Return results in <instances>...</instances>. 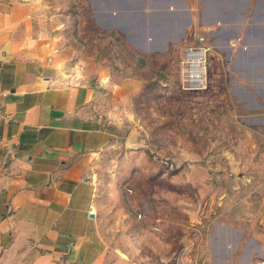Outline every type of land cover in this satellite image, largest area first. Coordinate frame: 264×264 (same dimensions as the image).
I'll return each mask as SVG.
<instances>
[{
	"label": "crops",
	"instance_id": "crops-1",
	"mask_svg": "<svg viewBox=\"0 0 264 264\" xmlns=\"http://www.w3.org/2000/svg\"><path fill=\"white\" fill-rule=\"evenodd\" d=\"M83 1L91 23L112 25L141 55L203 33L234 103L264 119V0ZM36 7L0 0V264L166 263L172 252L97 178L114 124L103 83L58 77L35 50ZM208 247L212 264L264 260V213L214 222Z\"/></svg>",
	"mask_w": 264,
	"mask_h": 264
},
{
	"label": "rangeland",
	"instance_id": "rangeland-1",
	"mask_svg": "<svg viewBox=\"0 0 264 264\" xmlns=\"http://www.w3.org/2000/svg\"><path fill=\"white\" fill-rule=\"evenodd\" d=\"M35 2V50L63 80L103 83L98 101L114 124L97 178L118 189L123 209L139 214L160 247L204 258L214 222L264 213V119L234 103L229 75L208 50L203 87H183L192 32L141 55L112 25L91 23L83 0Z\"/></svg>",
	"mask_w": 264,
	"mask_h": 264
},
{
	"label": "built area",
	"instance_id": "built-area-1",
	"mask_svg": "<svg viewBox=\"0 0 264 264\" xmlns=\"http://www.w3.org/2000/svg\"><path fill=\"white\" fill-rule=\"evenodd\" d=\"M191 39L192 42L184 45L182 49L180 64L183 76L181 84L186 89L198 90L203 87V82H205V54L208 50V44L203 33L192 34ZM86 212L90 213L91 210L88 209ZM135 217L139 218V214H135ZM207 260L205 256L193 261H190L188 258L185 259V255L180 248L166 264H207ZM249 264H264V260L259 258V260L252 261Z\"/></svg>",
	"mask_w": 264,
	"mask_h": 264
}]
</instances>
